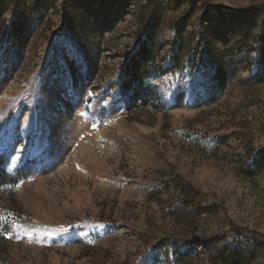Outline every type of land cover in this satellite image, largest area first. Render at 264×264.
<instances>
[{
	"label": "rangeland",
	"instance_id": "rangeland-1",
	"mask_svg": "<svg viewBox=\"0 0 264 264\" xmlns=\"http://www.w3.org/2000/svg\"><path fill=\"white\" fill-rule=\"evenodd\" d=\"M263 26L264 0H0V264H264Z\"/></svg>",
	"mask_w": 264,
	"mask_h": 264
},
{
	"label": "trees",
	"instance_id": "trees-1",
	"mask_svg": "<svg viewBox=\"0 0 264 264\" xmlns=\"http://www.w3.org/2000/svg\"><path fill=\"white\" fill-rule=\"evenodd\" d=\"M257 8L259 9V8H262V7H257ZM211 9H212L213 11H218V10H220V9H218V8H214V7L211 8ZM260 36H261V38H264V26H263V28H262V30H261V32H260ZM141 50L147 52L146 47H143ZM133 63H134V64L137 63L136 59L133 60ZM2 180H3V179H2ZM185 244H192V241H191V242H186Z\"/></svg>",
	"mask_w": 264,
	"mask_h": 264
}]
</instances>
